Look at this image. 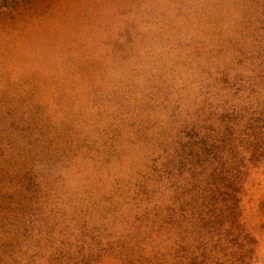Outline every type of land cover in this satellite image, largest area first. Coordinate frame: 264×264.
I'll use <instances>...</instances> for the list:
<instances>
[{"label": "rangeland", "instance_id": "1", "mask_svg": "<svg viewBox=\"0 0 264 264\" xmlns=\"http://www.w3.org/2000/svg\"><path fill=\"white\" fill-rule=\"evenodd\" d=\"M193 152L231 175L235 218H183ZM80 246L85 264H264V0L0 8V264Z\"/></svg>", "mask_w": 264, "mask_h": 264}, {"label": "trees", "instance_id": "2", "mask_svg": "<svg viewBox=\"0 0 264 264\" xmlns=\"http://www.w3.org/2000/svg\"><path fill=\"white\" fill-rule=\"evenodd\" d=\"M4 6H6V0H0V8ZM200 156L201 154L193 152V192L190 193V205L185 208L183 218H235V202L232 198L235 195L234 190L227 191L220 189L221 183L225 180L229 181L231 175L222 174L221 171H218L219 173L215 172V170L210 167L211 162L206 161L208 157L201 159ZM139 207L141 206H137V208ZM158 209L159 208L156 207V209L147 211L150 216L145 214V218L144 215H142L141 218L136 217L132 218V220L145 222L163 218L162 210L160 209L161 211H158ZM128 219L129 218H126L125 220L128 221ZM35 220L36 232H44V234L49 235L55 230H58L59 233L61 231L66 232L65 229L71 224V218H48V220H46V218H36ZM38 220L39 222H37ZM140 225L141 224L134 225L133 228L140 230ZM83 235L82 228V232L79 230V236L76 239H81ZM190 239L193 240V238ZM191 241L189 242V246H192ZM37 243H39V241H37ZM76 253L77 256L75 258L69 257L66 264L70 262L73 264H85L83 260L85 254L81 246ZM186 254L191 253L189 252ZM156 263H158V261H156ZM189 263L192 264V261L189 260Z\"/></svg>", "mask_w": 264, "mask_h": 264}]
</instances>
